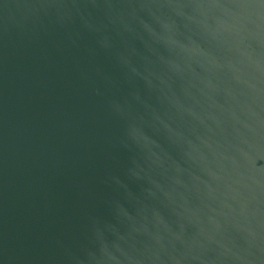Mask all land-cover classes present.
I'll list each match as a JSON object with an SVG mask.
<instances>
[{
	"label": "water",
	"instance_id": "water-1",
	"mask_svg": "<svg viewBox=\"0 0 264 264\" xmlns=\"http://www.w3.org/2000/svg\"><path fill=\"white\" fill-rule=\"evenodd\" d=\"M0 264H264V0H0Z\"/></svg>",
	"mask_w": 264,
	"mask_h": 264
}]
</instances>
